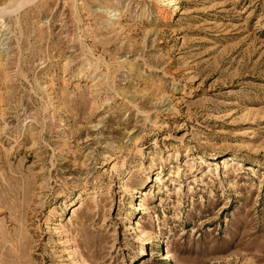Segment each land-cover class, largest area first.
I'll return each mask as SVG.
<instances>
[{"label": "rangeland", "instance_id": "obj_1", "mask_svg": "<svg viewBox=\"0 0 264 264\" xmlns=\"http://www.w3.org/2000/svg\"><path fill=\"white\" fill-rule=\"evenodd\" d=\"M0 264H264V0H0Z\"/></svg>", "mask_w": 264, "mask_h": 264}]
</instances>
